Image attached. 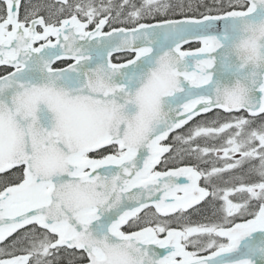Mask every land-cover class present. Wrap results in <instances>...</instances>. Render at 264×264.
<instances>
[{
  "label": "snow or ice",
  "instance_id": "obj_1",
  "mask_svg": "<svg viewBox=\"0 0 264 264\" xmlns=\"http://www.w3.org/2000/svg\"><path fill=\"white\" fill-rule=\"evenodd\" d=\"M0 264H264V0H0Z\"/></svg>",
  "mask_w": 264,
  "mask_h": 264
}]
</instances>
